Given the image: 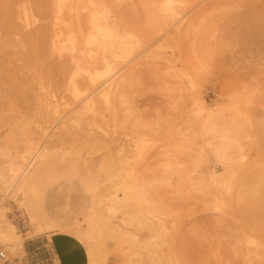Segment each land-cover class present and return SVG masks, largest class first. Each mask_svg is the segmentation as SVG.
Masks as SVG:
<instances>
[{"label": "rangeland", "instance_id": "rangeland-1", "mask_svg": "<svg viewBox=\"0 0 264 264\" xmlns=\"http://www.w3.org/2000/svg\"><path fill=\"white\" fill-rule=\"evenodd\" d=\"M107 1L120 13L119 30H139L138 38H125L128 47L120 49L124 57L116 59L118 65L138 53L153 64L125 87L122 104L116 102L117 123L110 128L114 142L80 148L82 171L56 159L35 174L37 196L27 204L34 225L0 187V204L16 235L23 246L47 235L56 251L63 241L90 250V264H239L236 256L261 253L264 209L234 204L224 189L240 177L249 184L264 177V0L231 3L232 14L239 6L242 30L186 32L162 46L149 45L147 38L165 17L163 2ZM25 2L35 9V25L4 30L16 4L0 0V129L1 118L7 116L10 124L15 120V136L31 128L26 114L40 97L33 83L52 80L55 67L69 58V51L51 53L48 30L58 22L56 0ZM195 3L180 16L191 14L199 6ZM151 14L159 20L152 21ZM38 24L45 25L43 35L35 30ZM172 57L175 68L168 65ZM190 73L196 80L193 87L176 82L175 76L186 78ZM47 89L52 90L46 85L42 92ZM50 99L61 101L58 95ZM59 109L60 114L65 110ZM191 119L195 122L187 123ZM213 120H218L216 126L207 128ZM172 132L181 136L177 146L168 142ZM129 139L133 147L119 150ZM134 143L146 152L133 155L129 149L137 147ZM18 146L2 142L0 150ZM8 164L0 154V173ZM105 188H117L121 199L114 224H97L90 240H77L74 231L86 229V213ZM38 223L41 231L35 228ZM0 233H5L3 228ZM0 250L9 259L25 256V250L15 247L6 250L0 245ZM158 255L159 262L149 260Z\"/></svg>", "mask_w": 264, "mask_h": 264}, {"label": "bare ground", "instance_id": "bare-ground-1", "mask_svg": "<svg viewBox=\"0 0 264 264\" xmlns=\"http://www.w3.org/2000/svg\"><path fill=\"white\" fill-rule=\"evenodd\" d=\"M25 1L14 0L16 7L6 20L7 25L4 30H28L31 25H35L37 16L35 9ZM74 1L56 0L58 22L54 24L55 29L48 30L51 53L56 51L61 54L63 51H69V58L64 64L60 63V66L55 67L56 74L52 80L45 83L42 81L43 79H38L36 83H33V89L37 90L36 93L40 97L36 106L26 114L28 120L32 121L31 128L24 129L21 134L15 136L12 126L15 120L10 124L7 116L1 118L0 143L16 142L19 146L14 151H11V148L10 151H7V147L0 150V154L9 160L7 167L0 173V187L7 194L10 193L18 202L22 216L31 225H34L33 218L29 214L27 206L37 196L35 174L43 166L56 159L72 169L79 168L82 171L80 167H83L81 163H84V160L79 155L80 148L99 147L105 143L114 142V130L110 128L116 126V113H118V105L123 102L122 96L125 87L136 81L137 77L153 64L148 59L144 60L145 55L137 57L140 54L138 53L119 66L116 59L124 57L120 49L128 47L125 38H138L136 32L139 30H119L123 26L120 13L117 7L107 0H76L79 2L77 7L71 5ZM131 1L126 0L127 3ZM156 1L158 0H150V2ZM160 1L163 2L160 6L165 17L161 20L156 31L148 36L149 45L159 44L162 46L168 39L197 30H242L243 19L239 6H235L238 11L234 14L230 11L231 3L240 4L241 0ZM193 3L199 6L186 17L180 16L181 11ZM22 15L24 18L22 22L13 20ZM151 19H153L152 21L159 20V17L156 14H151ZM44 26L38 24L35 26V30H41V35H43ZM167 26L174 29L165 30L168 28ZM41 35H39L40 41L44 43L45 39L42 38L44 36ZM168 65L175 68L176 62L173 57L168 60ZM175 77L177 78L176 82L180 85L188 84L193 87L196 82L193 73H190L186 78L182 75ZM46 85L50 86L52 90L47 89L43 93L42 89ZM51 94L58 95L61 101H52ZM117 101L119 104H116ZM59 106H62L63 110L65 109L62 114H60ZM102 122L105 123V126L102 125ZM194 122L195 120L191 119L187 123ZM216 123L218 120H213L207 128H214ZM171 134L173 136L168 138V142L175 146L179 145L182 140L180 134L174 132ZM121 144L119 150H122L125 145L133 147V142L130 139ZM136 145L138 147V144L134 143L135 147ZM137 147L129 149V152L137 156L146 152L144 146ZM224 157H226L225 154ZM224 159L228 161L229 158ZM130 172L128 169L129 174ZM244 178H238L234 184H226L224 189L226 196L234 204H241L246 209L257 207L259 210H263L264 177L260 176L255 184H249ZM129 186L133 187L130 184ZM120 201L117 188L103 189L102 196L96 203H92L93 207L89 208L86 213V229H76L74 231L75 238L90 240L97 224L113 225ZM102 208L103 211H98ZM39 225L41 224L38 223L35 227L37 231L42 230ZM2 228L5 233H0V245H3L6 250L15 247V249L24 251L22 239L16 235L14 227L7 220L1 206L0 231ZM58 246H65L71 252L72 264L91 263L92 253L90 250L85 251L65 241L60 242ZM261 253H244L236 257L240 260L239 264H264V251ZM83 257L84 260H82ZM159 257V255L153 257L152 260L150 257L149 260L159 262ZM231 264L238 263L232 262Z\"/></svg>", "mask_w": 264, "mask_h": 264}, {"label": "crops", "instance_id": "crops-1", "mask_svg": "<svg viewBox=\"0 0 264 264\" xmlns=\"http://www.w3.org/2000/svg\"><path fill=\"white\" fill-rule=\"evenodd\" d=\"M47 239V235H42L25 241V256L19 260L23 264H72L71 252L65 246L58 245L56 251Z\"/></svg>", "mask_w": 264, "mask_h": 264}, {"label": "built area", "instance_id": "built-area-1", "mask_svg": "<svg viewBox=\"0 0 264 264\" xmlns=\"http://www.w3.org/2000/svg\"><path fill=\"white\" fill-rule=\"evenodd\" d=\"M0 264H23L18 258L9 259L3 251H0Z\"/></svg>", "mask_w": 264, "mask_h": 264}]
</instances>
